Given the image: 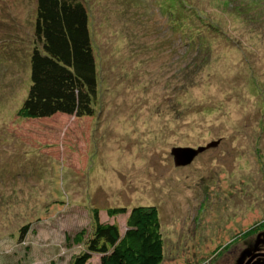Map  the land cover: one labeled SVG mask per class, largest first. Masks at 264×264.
Instances as JSON below:
<instances>
[{"label":"rangeland","instance_id":"374dc122","mask_svg":"<svg viewBox=\"0 0 264 264\" xmlns=\"http://www.w3.org/2000/svg\"><path fill=\"white\" fill-rule=\"evenodd\" d=\"M83 1L95 114L33 119L37 0H0V264H73L84 248L67 236L95 210L124 233L127 215L108 209L135 206L160 220L162 264L264 250V0ZM215 141L175 166L173 148Z\"/></svg>","mask_w":264,"mask_h":264},{"label":"trees","instance_id":"16d2710c","mask_svg":"<svg viewBox=\"0 0 264 264\" xmlns=\"http://www.w3.org/2000/svg\"><path fill=\"white\" fill-rule=\"evenodd\" d=\"M35 13L31 86L21 111L33 119L57 114L93 116L101 89L84 1L37 0ZM200 68L193 66L191 70L195 73ZM190 79L195 86L194 77ZM108 215H127L125 232L121 233L115 223H102L95 210L90 231L83 229L66 238L84 248L73 264H87L95 254L101 256V264H162L164 240L153 209L117 207L108 209ZM26 230L22 229L23 235Z\"/></svg>","mask_w":264,"mask_h":264},{"label":"water","instance_id":"95a60500","mask_svg":"<svg viewBox=\"0 0 264 264\" xmlns=\"http://www.w3.org/2000/svg\"><path fill=\"white\" fill-rule=\"evenodd\" d=\"M220 141H215L207 146L199 147L198 149L191 147H176L171 151L175 166L185 167L189 166L194 160L203 152L210 148L217 147ZM257 245L250 243H237L225 254L218 264H258L264 262V250H258Z\"/></svg>","mask_w":264,"mask_h":264}]
</instances>
